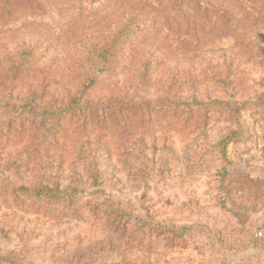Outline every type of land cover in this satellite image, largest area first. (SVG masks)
<instances>
[{"label":"rangeland","instance_id":"rangeland-1","mask_svg":"<svg viewBox=\"0 0 264 264\" xmlns=\"http://www.w3.org/2000/svg\"><path fill=\"white\" fill-rule=\"evenodd\" d=\"M142 1L0 0V97L91 108L38 149L49 113L9 127L1 112L0 264H264V0ZM231 98L237 120L171 106ZM75 182L73 201L25 191Z\"/></svg>","mask_w":264,"mask_h":264},{"label":"trees","instance_id":"trees-1","mask_svg":"<svg viewBox=\"0 0 264 264\" xmlns=\"http://www.w3.org/2000/svg\"><path fill=\"white\" fill-rule=\"evenodd\" d=\"M155 0H143L142 1V8L148 5H151L154 3ZM199 1L204 8L210 9L211 6L209 2L205 0H197ZM250 0H248L249 2ZM252 12L259 13V9H250ZM139 12H134L132 15H130L129 19L122 23L121 26H119L115 31H113L105 40L104 45L102 48V51L95 52L98 58H101L104 61H108L111 56H114L118 53L121 46L123 45V40L126 34L130 32L131 28H138L140 27L141 23H135L133 20L137 17ZM32 48V46H31ZM35 47L33 46V49ZM31 56L30 52H27V55L23 57L24 59H27ZM116 101H109L106 104L103 105V107L116 105ZM231 103L229 104L222 100H212L207 103L204 102H198L196 100H192L191 103L189 102H178L176 104H171V106L179 107L186 109V111L195 112L199 111L200 116L205 124L209 122V119L211 117V111H218L216 109L220 110H227L231 112L232 117L234 120H237L239 109L245 104V101H237L235 98H231ZM240 103V104H239ZM120 103H117V105ZM239 104V106H235ZM43 107V108H40ZM97 107L100 112L104 113L105 108L101 106H95ZM43 109L46 110L47 113H49L48 116L42 117L40 119V124L37 126V123L35 124L36 133L38 135V144L35 147V149H38L43 141H46L47 137L52 134V129L57 122L62 117V114H74L78 113L80 114L89 112L91 108L88 107L86 104H80V98H74L70 100L67 104H42V103H36L33 101V99H16L12 97L11 95H8L7 97H0V114L1 112L7 114L9 117L5 119L6 126L11 127L13 125V122H18L17 125L19 127L24 125L25 120L29 115H31V112H33L34 109ZM55 109V110H52ZM53 111V112H51ZM55 111V112H54ZM35 114V113H34ZM33 114V115H34ZM239 127V126H238ZM242 130L238 129L235 130L234 128L230 129L228 132H226L225 135L221 137V139L218 142V146H220V152L221 156L223 158L227 155V147L234 141L238 140V138L241 136ZM102 177L98 170L91 169L89 172V175L87 177L86 185L90 187L94 186H100L103 184L101 182ZM101 182V183H100ZM26 192L33 194L34 196H41L43 198L49 199V200H56V201H73L74 198H76L78 194V185L73 183L69 188L64 190V188H61L58 184H40L37 189H25Z\"/></svg>","mask_w":264,"mask_h":264}]
</instances>
